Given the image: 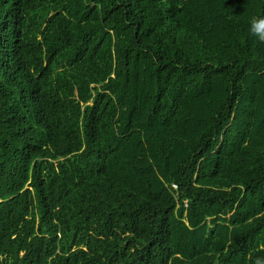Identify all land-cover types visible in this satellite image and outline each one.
I'll return each mask as SVG.
<instances>
[{
  "label": "trees",
  "instance_id": "1",
  "mask_svg": "<svg viewBox=\"0 0 264 264\" xmlns=\"http://www.w3.org/2000/svg\"><path fill=\"white\" fill-rule=\"evenodd\" d=\"M258 18L0 0V264H264Z\"/></svg>",
  "mask_w": 264,
  "mask_h": 264
},
{
  "label": "clouds",
  "instance_id": "2",
  "mask_svg": "<svg viewBox=\"0 0 264 264\" xmlns=\"http://www.w3.org/2000/svg\"><path fill=\"white\" fill-rule=\"evenodd\" d=\"M264 26V18H258L252 21L250 32L257 36L258 39L264 41V29L261 28Z\"/></svg>",
  "mask_w": 264,
  "mask_h": 264
},
{
  "label": "rangeland",
  "instance_id": "3",
  "mask_svg": "<svg viewBox=\"0 0 264 264\" xmlns=\"http://www.w3.org/2000/svg\"><path fill=\"white\" fill-rule=\"evenodd\" d=\"M172 188L175 189L173 185H172Z\"/></svg>",
  "mask_w": 264,
  "mask_h": 264
},
{
  "label": "built area",
  "instance_id": "4",
  "mask_svg": "<svg viewBox=\"0 0 264 264\" xmlns=\"http://www.w3.org/2000/svg\"><path fill=\"white\" fill-rule=\"evenodd\" d=\"M174 186V188H176V186L175 185H173Z\"/></svg>",
  "mask_w": 264,
  "mask_h": 264
}]
</instances>
